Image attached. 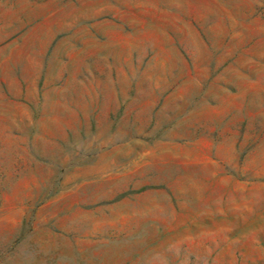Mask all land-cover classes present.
Listing matches in <instances>:
<instances>
[{
  "label": "rangeland",
  "instance_id": "obj_1",
  "mask_svg": "<svg viewBox=\"0 0 264 264\" xmlns=\"http://www.w3.org/2000/svg\"><path fill=\"white\" fill-rule=\"evenodd\" d=\"M0 264H264V0H0Z\"/></svg>",
  "mask_w": 264,
  "mask_h": 264
}]
</instances>
